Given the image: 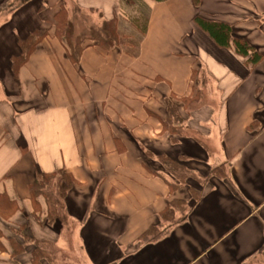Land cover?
<instances>
[{
    "label": "crops",
    "instance_id": "crops-1",
    "mask_svg": "<svg viewBox=\"0 0 264 264\" xmlns=\"http://www.w3.org/2000/svg\"><path fill=\"white\" fill-rule=\"evenodd\" d=\"M143 1L134 48L90 45L75 63L55 34L61 6L99 27L120 0H0V264H264V0ZM197 16L262 61L215 43ZM34 31L45 37L14 71ZM161 156L195 178L180 184ZM61 170L76 184L50 221L30 187ZM172 201L186 203L175 225L161 220ZM151 227L164 236L141 241Z\"/></svg>",
    "mask_w": 264,
    "mask_h": 264
},
{
    "label": "trees",
    "instance_id": "trees-1",
    "mask_svg": "<svg viewBox=\"0 0 264 264\" xmlns=\"http://www.w3.org/2000/svg\"><path fill=\"white\" fill-rule=\"evenodd\" d=\"M154 1L162 2L166 0ZM193 1L195 5H200L201 0ZM130 3L136 6L139 12L138 16H133L131 18L130 23L136 30L144 35L147 29L150 7L143 0H127V4ZM74 12H77V15L72 16V12H69L68 8L62 5L59 13L55 17L54 27L56 36L65 43L69 50L70 59L75 63L80 61L81 55L87 46L96 45L102 50L109 51L116 47H120L121 43L129 38H127V34L120 31L116 18L111 21H104L103 24L98 27L93 25L90 18L80 9L76 8ZM88 18L90 22L87 21ZM195 24L221 47H233L237 54L248 58L247 63L252 67L257 66L262 61L263 56L248 42L232 38V28L230 25L207 20L200 16L195 18ZM44 37V34L34 31L26 39L20 41L22 53L19 57L13 58L12 60L14 71H18L28 61L29 57L36 50L38 44ZM125 42L128 46L132 48L135 47V41H133V39L130 40V42L129 40ZM175 119V111L174 109H170L169 119L164 124L167 130L171 132L176 131L173 125V120ZM159 159L180 184H184L190 177L193 178L195 176L192 172H189L167 157L161 156ZM221 171L223 170L216 169L214 172L220 175ZM75 184L76 182L72 176L61 170L53 174H39L37 180L31 185L30 189L33 196L37 197L42 195L45 197L48 207L47 218L50 221H54L56 218H62L63 200ZM169 186L173 191L179 188V185L174 183H169ZM185 206L186 203L184 202L172 201L161 213L162 222L175 225L183 221L185 217L177 219L176 213L178 211H184ZM164 234V231H161L158 227H151L142 235L141 241L145 243L158 241ZM36 257L37 255L35 253L34 258Z\"/></svg>",
    "mask_w": 264,
    "mask_h": 264
},
{
    "label": "rangeland",
    "instance_id": "rangeland-1",
    "mask_svg": "<svg viewBox=\"0 0 264 264\" xmlns=\"http://www.w3.org/2000/svg\"><path fill=\"white\" fill-rule=\"evenodd\" d=\"M76 8L77 7H75L72 4H71V7L68 8L69 12H72L71 13L72 16L73 15L74 16L77 15V12H74V10ZM118 8H119V15H118L119 19H117V21H118V23H120L121 31L124 32V34H127V32L128 33L129 32H131V33L133 32V33L137 34L135 31L132 30L133 26L130 23L131 18L133 16H138V14H139V12L136 9V6L132 5V3L127 4V0H120ZM89 18L87 19L88 22H90ZM139 35H140V33H139ZM138 39H139V36H138V38L135 39V41H138Z\"/></svg>",
    "mask_w": 264,
    "mask_h": 264
}]
</instances>
